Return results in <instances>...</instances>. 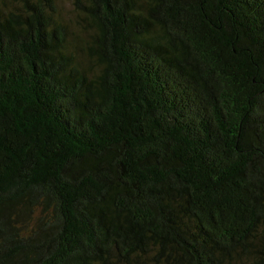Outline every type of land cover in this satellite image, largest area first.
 <instances>
[{
	"label": "trees",
	"instance_id": "1",
	"mask_svg": "<svg viewBox=\"0 0 264 264\" xmlns=\"http://www.w3.org/2000/svg\"><path fill=\"white\" fill-rule=\"evenodd\" d=\"M0 0V264H264V0Z\"/></svg>",
	"mask_w": 264,
	"mask_h": 264
},
{
	"label": "rangeland",
	"instance_id": "2",
	"mask_svg": "<svg viewBox=\"0 0 264 264\" xmlns=\"http://www.w3.org/2000/svg\"><path fill=\"white\" fill-rule=\"evenodd\" d=\"M61 13L65 18L71 19L74 16L73 0H57Z\"/></svg>",
	"mask_w": 264,
	"mask_h": 264
}]
</instances>
